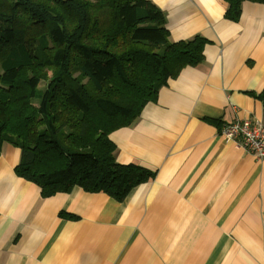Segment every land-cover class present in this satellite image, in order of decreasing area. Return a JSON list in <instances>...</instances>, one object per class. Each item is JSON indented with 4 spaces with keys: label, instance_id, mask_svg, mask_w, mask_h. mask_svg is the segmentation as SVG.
Returning <instances> with one entry per match:
<instances>
[{
    "label": "crops",
    "instance_id": "crops-1",
    "mask_svg": "<svg viewBox=\"0 0 264 264\" xmlns=\"http://www.w3.org/2000/svg\"><path fill=\"white\" fill-rule=\"evenodd\" d=\"M150 1L172 42L208 41L201 63L110 135L117 162L154 179L123 202L78 187L44 198L4 145L0 264H264V158L220 133L235 120L264 126V3L244 2L234 22L226 0Z\"/></svg>",
    "mask_w": 264,
    "mask_h": 264
},
{
    "label": "trees",
    "instance_id": "trees-1",
    "mask_svg": "<svg viewBox=\"0 0 264 264\" xmlns=\"http://www.w3.org/2000/svg\"><path fill=\"white\" fill-rule=\"evenodd\" d=\"M226 1L234 22L244 2L264 3ZM207 44L172 42L150 0H0V157L18 148L16 175L44 198L78 187L123 202L155 172L118 163L110 135L201 63Z\"/></svg>",
    "mask_w": 264,
    "mask_h": 264
},
{
    "label": "built area",
    "instance_id": "built-area-1",
    "mask_svg": "<svg viewBox=\"0 0 264 264\" xmlns=\"http://www.w3.org/2000/svg\"><path fill=\"white\" fill-rule=\"evenodd\" d=\"M221 135L233 140L246 152L264 158V126L251 120H235L221 129Z\"/></svg>",
    "mask_w": 264,
    "mask_h": 264
},
{
    "label": "rangeland",
    "instance_id": "rangeland-1",
    "mask_svg": "<svg viewBox=\"0 0 264 264\" xmlns=\"http://www.w3.org/2000/svg\"><path fill=\"white\" fill-rule=\"evenodd\" d=\"M43 86V85H42Z\"/></svg>",
    "mask_w": 264,
    "mask_h": 264
}]
</instances>
